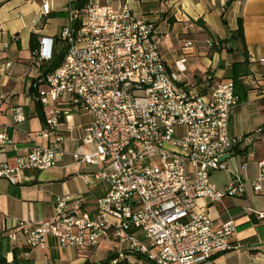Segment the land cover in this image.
<instances>
[{
    "label": "built area",
    "instance_id": "2783aa9c",
    "mask_svg": "<svg viewBox=\"0 0 264 264\" xmlns=\"http://www.w3.org/2000/svg\"><path fill=\"white\" fill-rule=\"evenodd\" d=\"M131 1L77 8L78 0H67L68 24L58 36L64 60L33 84L46 114V128L38 135L50 144L33 146L15 167L0 164V178L12 184L23 171L55 168L66 155L61 126L74 111L88 113L93 122L83 128L81 142L93 150H76L73 158L102 169L90 182H106V195L92 212L72 196L56 197L50 219L20 221L5 234L13 242L23 237L28 248H44L53 237L82 253L105 241L128 244L110 264H140V258L153 264H208L215 255L238 249L231 243L235 223L215 229L210 206L244 196L247 185L264 194V162L258 163L256 179L238 178L225 190L212 177L227 170L228 161L249 149L264 128L232 135L231 117L243 103L234 83L213 77L199 85L188 81L187 61L198 42L184 40L179 59L169 65L156 25L136 18ZM51 12L50 2H43L42 14ZM204 48L236 51L212 40ZM55 49L56 39L44 37L35 56L51 63ZM249 61L264 66V58ZM259 95L264 97V90ZM3 99L0 95V107ZM61 103L69 110L59 109ZM13 119L15 125L26 120L21 106L13 109ZM0 144L4 150L13 141L2 132ZM258 217L264 219V213Z\"/></svg>",
    "mask_w": 264,
    "mask_h": 264
},
{
    "label": "crops",
    "instance_id": "0c3cea01",
    "mask_svg": "<svg viewBox=\"0 0 264 264\" xmlns=\"http://www.w3.org/2000/svg\"><path fill=\"white\" fill-rule=\"evenodd\" d=\"M45 1L51 4L49 16L42 14ZM87 1L88 4L105 3V0ZM130 6L136 18L156 25L164 40L162 53L169 65L173 66L179 59L184 40L198 42L186 66L191 83L196 84L194 73L197 71L201 79L232 81L228 78L229 68L245 61L241 43H225L233 45L236 51L223 49L221 52L205 49L204 44L207 40L220 44L229 42L241 19L246 54L249 59L264 58V0H133ZM66 8L67 0H0V95L4 97L0 107V133L5 132L13 141V145L4 150L0 144V164L15 167L17 159L26 156L33 146L50 144L38 135L46 128V114L37 104L33 89L34 82L48 70L50 63L39 61L33 54L31 37L37 35L38 44L44 37L57 39L68 24ZM199 21L205 26L199 25ZM6 62H11L12 66L7 68ZM248 70L250 75L244 79L247 99L230 120V132L234 136L264 128V97L259 95V91L264 90V66L249 61ZM20 106L26 120L15 125L13 109ZM58 108L69 110L64 103ZM41 110L45 124L40 117ZM92 122L93 116L84 112L74 111L66 118L60 128L61 147L66 155L55 168L23 171L18 176V184L0 178V264H12L15 256L34 264H104L128 248L126 243L105 241L88 253H82L73 247H63L53 237L47 239L44 248H28L23 237L13 242L5 234L17 222L39 224L50 219L54 215L56 197L72 196L84 203V210L92 212L96 201L106 195V182H90L102 169L77 163L73 158L76 150H93V147H83L81 142L83 128ZM259 162H264V131L249 149L239 151V156L228 161L227 170L215 173L212 182L219 190H225L238 178L254 180L260 173ZM246 189L244 196L226 198L210 206L215 229L228 222L235 223L231 243L238 249L215 255L208 264H264V219L258 217L264 213V194L254 193L250 185ZM200 205L208 203L201 200ZM138 236L141 238L142 234ZM140 264L153 263L141 259Z\"/></svg>",
    "mask_w": 264,
    "mask_h": 264
},
{
    "label": "trees",
    "instance_id": "16d2710c",
    "mask_svg": "<svg viewBox=\"0 0 264 264\" xmlns=\"http://www.w3.org/2000/svg\"><path fill=\"white\" fill-rule=\"evenodd\" d=\"M87 4H88L87 0H78V2L76 3V7L77 8H84ZM198 24L203 26V27L205 26L204 22H202V21H199ZM38 40H39L38 36L33 34L31 37V51L33 52L34 55H36V52L40 48L41 40L39 41V44H38ZM238 41H239V43H241L242 50H243L242 52H243V56L245 57V61L242 63H234L228 70V78L230 80H232V82L234 83L236 95L239 96V98L241 99L242 102H244V101H246L247 94H248V89H247L246 85L244 84V79L247 76H249L250 73L248 70L249 57L246 54L245 49H244L245 40H244V27H243L242 19L239 21L238 30L235 32V34L232 36V38L229 40V42H222L221 44H225V43L237 44ZM212 52H221V50L213 49ZM65 54H66V49H65V47L62 46L60 40L57 38L56 39L55 57H54L53 61L50 63L48 70H46V72L43 75H46L47 73L52 72V71L56 70L57 68H59L61 66L63 60H64ZM37 104L41 107V109L43 108L39 101L37 102ZM40 117H41L42 122L45 124V116H44V113L42 112V110L40 113ZM112 259H113V257L110 258L104 264H110ZM140 259H144V258H140ZM2 264H7V263L2 262ZM12 264H34V263L31 261H28V260H18V258H16V256H15L14 262Z\"/></svg>",
    "mask_w": 264,
    "mask_h": 264
},
{
    "label": "rangeland",
    "instance_id": "374dc122",
    "mask_svg": "<svg viewBox=\"0 0 264 264\" xmlns=\"http://www.w3.org/2000/svg\"><path fill=\"white\" fill-rule=\"evenodd\" d=\"M195 37H193V39H194ZM61 50V49H60ZM210 58V57H209ZM193 63V62H192ZM199 64H200V66H201V63L199 62ZM198 64V65H199ZM194 80H195V83L196 84H201V82H203V80H204V78L203 79H201L202 77H201V73H199L198 71L197 72H195L194 73Z\"/></svg>",
    "mask_w": 264,
    "mask_h": 264
}]
</instances>
